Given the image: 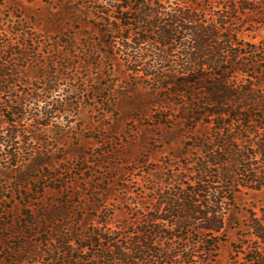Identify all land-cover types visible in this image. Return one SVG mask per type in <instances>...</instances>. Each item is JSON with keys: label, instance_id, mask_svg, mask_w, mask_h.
<instances>
[{"label": "trees", "instance_id": "trees-1", "mask_svg": "<svg viewBox=\"0 0 264 264\" xmlns=\"http://www.w3.org/2000/svg\"><path fill=\"white\" fill-rule=\"evenodd\" d=\"M26 1L45 3L52 10L49 21L59 29L67 28L66 32L71 34H65L69 40L64 42L58 38L62 30L55 36L41 35L23 16H16L18 21H15V12L0 13V106L8 112H18H13L17 120L6 117L9 127L0 135V159L11 165L7 176L16 174L17 189L30 184L29 175L19 170V163L25 157L18 147L42 145L41 133L34 134L32 129H44L55 123L56 115L66 114V108L49 102L59 78L57 74L47 80L46 70L57 67L58 63L64 71L74 69L70 64L72 55L84 54L81 44L74 41V33H78L74 24L82 25V21L86 23L93 16L94 23L105 28L101 30L103 34H122L118 51L129 64L127 78L135 81V85L150 86L157 94L164 95L168 107L162 110L175 113V117L168 112L156 113L154 121L181 130L188 138L177 167L170 165L157 171L153 175L158 178L157 182L150 181L146 188L155 196L150 200L154 207L149 208L150 202H142L131 211L135 215L130 227L132 232L124 229L126 224L112 226L114 218L109 211L99 214L96 224L86 232H79L68 224H56L61 214L66 217L61 209L44 215L29 212L22 218L26 228L19 235L28 240L22 244L29 243V238L37 244H30L27 254L33 252L49 264L215 262L221 242L228 234V213L235 205L236 194L242 188L264 189V171L256 167L259 162L264 163V59L258 47L251 45L244 50L238 39L242 31L239 24L248 20L249 13L260 11L250 7L252 3L263 5L257 25L264 20V0H225L223 8L210 6L209 0H202L203 5L197 0ZM0 5L3 4L0 2ZM16 12L22 15L21 9ZM136 30L137 36L128 37V32ZM83 37L87 38L86 43L91 40L90 34ZM103 47L102 52L94 43L89 45L87 57H99L103 53L116 62L114 54L106 49L110 44ZM44 49L52 55L46 63L38 64V75L44 82L37 89L42 93L32 95L37 103L33 105L28 99L2 102L3 94L20 87L34 61L33 56L36 52L46 53ZM25 118L31 121L32 129H22ZM46 157L39 153L38 160L25 169L36 171L43 164L48 165ZM57 179L60 178H54L61 184L59 190L64 191L66 182ZM151 184L154 185L150 187ZM93 197L104 203L105 198L99 193L94 192ZM98 198L91 202L94 207ZM2 203L6 204L5 200ZM28 207H32L30 202ZM256 226L260 230L256 232L253 226V234L259 240L260 251L250 250L246 262L264 264V225ZM190 230L200 236L201 242L182 250L181 255L176 249L168 248L169 242L186 243ZM23 253L26 252L20 248L9 257L14 264H23Z\"/></svg>", "mask_w": 264, "mask_h": 264}, {"label": "rangeland", "instance_id": "rangeland-1", "mask_svg": "<svg viewBox=\"0 0 264 264\" xmlns=\"http://www.w3.org/2000/svg\"><path fill=\"white\" fill-rule=\"evenodd\" d=\"M0 2L3 4L0 5L1 14L4 15L7 11H11V14L15 12V21H18L16 16H23L25 22H29V26L34 27L38 34L49 33L55 36L62 30V36L58 38H62L64 42L69 40L65 36L71 34L66 32L67 28L59 29L55 23L49 21L52 18L49 12L52 10L48 9L45 3L38 1L30 4L26 0ZM224 2L225 0H209L210 6L220 8L225 7ZM18 3L24 5V8ZM197 3L204 4L202 0H197ZM102 4L105 5V1ZM254 4L250 7H256L260 11L249 13L248 20L243 19L244 23L239 24L242 31L238 39L242 41L244 50L249 49L251 45L258 47L261 50L258 53L262 52L264 59V20L257 25L263 5ZM17 9H21L22 15L17 14ZM82 19H87L85 14H82ZM93 19L94 16L86 23L82 21V25L74 24L75 31L78 32L74 33V41L81 44V50H84L83 55H72L70 64L74 69L64 71L58 63L57 67L44 72L47 80L58 74L57 88L51 93L49 102L66 108V114H59L60 117L56 115L55 123L44 129L40 128V132L32 129L29 119L25 118L21 123L22 129H32L34 134L41 133L43 140L42 145L33 143L30 147L23 144L18 147L19 153L25 157L24 161L19 163V170L29 175L30 184L22 190L17 189L16 174L7 176L11 172L8 170L11 165L0 159V204L4 206L0 205V264H14L9 256H14L10 255L11 252L20 248L26 252L22 255L25 260L23 264H49L46 259L35 257L33 252L27 254L28 246H36L37 241L29 238V243L22 244L23 241H28L19 235L26 228L22 218L29 212L44 215L48 211L61 209L66 212V217L61 214L56 224H68L79 232H86L96 224L99 214L109 211L114 218L112 226L126 224L124 229L132 232L130 227L135 215L131 211L138 203H151L150 200L155 197L146 189L150 181L157 182L158 178L153 175L170 165L176 168L185 152L188 138L180 132L181 130H174L154 121V114L159 112H168L167 114L175 117L172 110H162V107H168L165 105L168 101L163 100L165 96L157 94L150 86L135 85V81L127 78L129 64L118 51L122 34H103L101 30L105 28L94 23ZM79 26L82 27L77 29ZM80 31L85 33L79 34ZM137 32H128V37L134 38ZM89 34L91 40L86 43L87 38L83 35ZM91 42L102 52L103 45L110 44L106 49L114 54L116 62L110 61L109 55L103 53L99 57L88 58L86 50L89 45L92 46ZM42 50L43 48L39 52ZM44 50L46 53L42 55L37 52L36 55L33 54L34 61L22 84L12 92L3 94L2 102L28 99L33 101V105L37 103L32 95L42 93L37 89L41 87V82H44L39 78L38 64L46 63V59L52 55L47 49ZM243 64H246V61H243ZM257 73H261V70H257ZM13 112L18 113L8 112L4 106H0V135L5 134L9 127L7 116L17 120L13 117ZM39 153L47 156L44 160L48 165L43 164L36 171L25 169L38 160ZM256 167L264 171L263 162H259ZM54 178L66 182L64 191L59 190L61 184ZM152 185L154 184L150 187ZM240 190L236 194L232 211L228 213V234L221 242L218 257L212 264H249L246 262V254L250 250L260 251L261 245L253 234V226L258 232L260 229L256 225H264V189ZM94 192L104 196V203L98 197H93ZM94 198L99 200L96 201L97 207L91 203ZM2 200H5L6 204L2 203ZM29 202L32 207L27 208ZM63 202L65 203L62 205ZM153 207L154 204L151 203L149 208ZM253 215L256 216L252 219ZM67 216L70 219H67ZM188 235L186 243L181 245L177 241L169 242L168 248L176 249L177 254L181 255L182 250H189L201 242L200 236L194 231L190 230Z\"/></svg>", "mask_w": 264, "mask_h": 264}]
</instances>
